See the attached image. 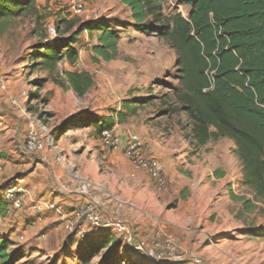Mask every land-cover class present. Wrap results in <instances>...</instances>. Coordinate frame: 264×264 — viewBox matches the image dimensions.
I'll use <instances>...</instances> for the list:
<instances>
[{
	"label": "rangeland",
	"instance_id": "obj_1",
	"mask_svg": "<svg viewBox=\"0 0 264 264\" xmlns=\"http://www.w3.org/2000/svg\"><path fill=\"white\" fill-rule=\"evenodd\" d=\"M37 1L46 18L44 22L37 24L31 18H24L12 22L4 30L0 29V143L5 140L16 145V134L23 133L25 144L29 123L34 119L41 120L51 132L48 141L52 146L51 138L54 135L53 153H56L57 148H63L66 151L64 154L79 162H69L59 156L58 162L64 166V173L69 180L68 170L62 160L67 164L79 165L80 172L91 181L106 186L122 200L138 208H125L115 215L120 221L130 222L135 228L137 241L141 239V242L152 246V241L159 233L163 236L173 235L183 255V262L179 264H264V238L251 237L249 234L254 229L264 233V201L256 203V209L250 213L243 212L241 200H253V194L244 183L235 143L230 139L212 143L209 146L216 148L217 154L211 160L212 163H203L198 153L202 155L205 149L199 150L190 141L188 136L192 128L187 116L184 113L171 115L167 111L169 104L179 107L174 103L177 102L174 93L180 88L181 76L178 56L170 43L159 38L156 33L137 31L131 10L119 0H84L85 11L74 15L69 13L67 0ZM178 3L179 0L164 3L162 12L165 17L178 13L175 6ZM184 13L188 17V7H185ZM61 19L74 22V30L64 34L65 25H61V34H57L56 27ZM97 20L108 22L121 36L115 60L97 62L98 57L92 47L98 44L99 33L86 31L79 38L80 59L76 65L71 66L63 61L56 72H49L40 66L31 68L30 54L40 40L39 32L42 29L46 30L51 40L60 41L70 37L80 26L91 25ZM64 71L87 72L93 76L95 84L86 95L78 96L65 82ZM140 101L147 103H136ZM125 103L138 106V115L129 118L124 124L116 119L112 129L119 132L130 124L129 127H139L137 134L140 135L143 128V136L151 141L166 162L165 188L158 191L153 182L154 191L143 195L147 203L151 201L150 207H143L131 199L129 196H133V191L126 197L110 187L115 186L114 182L121 178L122 173L116 167L114 152L103 149L98 130L101 121L115 119L116 113L122 112ZM85 116L99 119V122L67 127L72 118ZM75 149L78 152L75 153ZM48 150L32 154H51ZM7 152V148L0 146V159L5 158ZM207 152H211V149ZM83 163L90 172L81 167ZM199 164L211 170V175L202 174ZM215 170L221 171L226 177L219 180ZM99 172L105 175L104 181L93 179L92 173ZM14 181L15 178L10 179L0 173V189ZM1 197L0 202L4 203ZM6 206L20 211L26 218L39 212L34 210L30 200L20 210L10 204ZM108 209L110 214L115 211L113 206ZM73 219L74 212L67 218L65 230L67 222ZM162 219L168 221L169 227L162 228ZM0 220L3 219L0 217ZM28 226L26 224L23 228L25 236L17 233L20 242H14L11 246L10 253H19L15 264H80L79 259L76 261L72 256L76 250L71 248L73 242L64 247L63 239H42L41 234L45 231H40L35 237L31 228L25 230ZM172 226L181 229L176 233ZM66 233L69 239L74 238L67 230ZM110 233L113 242L90 264L104 263L105 259L115 257V252L119 253L120 250L127 253L124 256L120 253V264H141L131 253L128 254L130 245ZM161 243L166 244V238H162Z\"/></svg>",
	"mask_w": 264,
	"mask_h": 264
},
{
	"label": "trees",
	"instance_id": "obj_2",
	"mask_svg": "<svg viewBox=\"0 0 264 264\" xmlns=\"http://www.w3.org/2000/svg\"><path fill=\"white\" fill-rule=\"evenodd\" d=\"M119 1L131 10L137 31L156 33L176 51L181 76L174 103L179 107L169 104L167 111L171 115L184 113L187 116L192 128L188 137L198 149L220 139L234 141L244 183L253 194V200H241L243 212L255 210L256 203L264 201V0H179L181 5L190 7L188 19L180 13L165 17L162 7L168 0ZM24 18H31L37 24L46 20L37 0H0V29ZM61 25H65L64 34L75 28L74 22L61 19L56 27L59 35ZM109 25L97 20L80 26L70 37L60 41L51 40L42 29L40 40L30 54L31 68L40 66L56 72L63 61L76 65L80 59L79 38L86 31L99 33L98 44L92 47L98 57L96 61L115 60L121 36ZM211 72H215L214 88L205 92L211 87L208 75ZM64 76L78 96L86 95L95 84L93 76L87 72L64 71ZM137 107L125 103L115 119L101 121L98 133L112 130L116 119L120 124L127 123L137 115ZM94 121L98 123L99 119L74 117L67 127H80ZM1 203L0 217L6 218L7 206ZM249 234L264 238L261 230L254 229ZM93 236L96 237L89 235L81 240L84 248L78 251L77 258L82 264H90L113 242L110 232L98 231ZM11 246L12 242L0 235V264L17 262L18 256L10 254ZM115 253V257L110 256L101 264H120L122 250Z\"/></svg>",
	"mask_w": 264,
	"mask_h": 264
},
{
	"label": "crops",
	"instance_id": "obj_3",
	"mask_svg": "<svg viewBox=\"0 0 264 264\" xmlns=\"http://www.w3.org/2000/svg\"><path fill=\"white\" fill-rule=\"evenodd\" d=\"M185 7L186 8L188 7L190 11L189 6H185ZM116 109L118 110L119 107H117ZM137 115L131 118H135L137 117ZM129 125L130 124H128L127 125L128 127H126L124 130H119V132L118 131L116 132L119 135H122L123 137H126L130 134L139 136L144 141L145 149L148 152V154L152 155L154 158L159 160L166 172L165 159L160 155L161 153L158 152L152 146V144L150 143L151 141L143 136L145 130L142 128L141 129L142 133L140 132L139 135L137 134L139 132L138 131L139 127L137 128H135L134 126L129 127ZM16 135L18 138L15 139V141L17 140L16 145H14L10 141H5V140H3L0 143L1 147L8 149L7 156L3 159H0V173H3V175L10 177V179L15 178L14 182H10L8 184L5 183L7 186L5 185L1 187L0 193L8 189L12 185H21L30 192L32 198L31 200L33 201L39 200L49 203L54 202L59 206L60 210L55 211V210H50L48 208H43L39 212L36 213L34 212L33 214L29 215L28 218H26L22 214H20V211L17 212L6 207L7 217L2 218L3 219L2 221L0 220V235L4 238H8L13 245L14 242L15 243L18 241L20 242V239H17L18 238L17 233H20L19 235L23 234L22 233L24 232L23 228L27 224L29 226L25 230L29 231V229L31 228L33 230V235H35V237H37L40 231H45L43 234H41L42 239L52 238L53 240L56 241L63 239L65 241L64 247L69 245L70 242H73L71 248L73 250L74 249L76 250L75 252H73L72 256L77 261L78 259L77 253L79 250H82L84 248V242L81 240L79 241V239L68 238V235L65 230V222L67 218H69V216L74 212L77 205L83 200V197L77 192L75 186L70 185V180L64 173L65 168L60 162H58V158L59 156H62L65 157L66 160L69 162H71V160H73L74 162H78V161L75 160V158H73L72 156L70 157L68 154H64L66 153V151L60 147L59 148L61 150L57 148L56 153H51V154L36 155L32 153H27L22 149L25 141V136H23V133L20 134L18 133ZM218 141L210 142L206 146L200 148V149L202 148L205 149V152H203L202 155L201 152L198 153L200 160L203 158V163L207 161L211 162V160L214 159V156L217 154L216 152L217 149L210 148L211 146L209 145H211L212 143H216ZM103 149L109 150L104 148V146ZM209 149H211V152L206 153V151H208ZM76 152H78L77 149H75V153ZM112 152H114L113 156L117 163L116 167L117 169H119V171H121L122 176L121 178L117 179V181L114 182L115 183L114 187H112L108 183L111 189L120 191L126 197L129 196L128 194L129 192L133 191L134 192L133 196H129L131 199H133L136 203L142 205L143 207H146L147 205L150 207L151 201L147 203L146 199L143 198V195L146 196L147 194H150V192L154 191V184L151 178L145 172L138 171L131 165V163L124 154L123 148L118 151H112ZM81 165H82L81 167L85 168L86 171L88 170L87 172H90L84 163ZM114 165L115 163L113 164V166ZM198 168L199 171L202 172V174L203 172H205L207 176L211 175L210 174L211 170H206L201 164H199ZM215 171L219 180H222L226 177V175L221 173V171H217V170ZM88 175H91V173H89ZM92 175L95 181H104L106 179L104 178L105 175L101 172L97 174L92 173ZM33 197L36 200H34ZM1 204L4 206L5 203H1ZM162 220L163 221L160 220L162 224V228L163 226L166 228L169 227L170 224L167 223L168 221H165L164 219ZM128 223L130 224V222ZM3 227H5L6 229L4 230ZM172 229L176 233H178L181 228H179L178 226H172ZM90 237L95 238L96 236H93L92 233ZM140 241L143 240L140 239ZM10 254L11 256L17 255L19 257L18 255L19 253L17 254L15 252L13 254L12 253ZM125 254L127 253L122 252V256H124ZM191 264H193V262Z\"/></svg>",
	"mask_w": 264,
	"mask_h": 264
},
{
	"label": "built area",
	"instance_id": "obj_4",
	"mask_svg": "<svg viewBox=\"0 0 264 264\" xmlns=\"http://www.w3.org/2000/svg\"><path fill=\"white\" fill-rule=\"evenodd\" d=\"M67 2L71 15L85 11L84 0H67ZM175 6L178 9V13L188 19L184 13L185 6L180 3ZM214 74L215 72L208 73L211 87L206 89L205 92L214 88ZM50 133L46 124H43L41 120H32L29 123L26 142L22 149L25 152L37 154L49 148L48 153H53L55 151V138L52 135V146L48 141ZM101 143L104 148L111 151H118L123 148L124 154L131 165L136 170L145 172L154 182L158 191H162L165 188L166 172L161 162L148 154L144 141L139 136L130 134L123 137L113 129L104 130L101 133ZM62 162H64L68 170L71 184L76 187L77 192L83 197V200L74 210V219L69 220L66 224V230L70 236L83 240L98 231L112 232L122 242L130 245L131 251L137 260L146 264H179L183 262V255L180 254L173 235L163 236L159 233L152 241V246L151 244H146V242L137 241L135 228L127 222L118 220L115 215H118L125 208H138L131 202L122 200L106 186L91 181L80 172L79 167L75 166V164H67L65 160H62ZM0 195L7 204L12 205L17 210L23 208L24 203L28 200L31 201L35 211H40L44 207L55 211L60 210L59 206L54 202L31 200L30 192L21 185H12L2 191ZM112 206L115 211L110 214L108 207ZM162 238H166V244L161 243ZM149 247L150 250H148Z\"/></svg>",
	"mask_w": 264,
	"mask_h": 264
}]
</instances>
